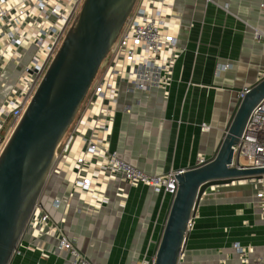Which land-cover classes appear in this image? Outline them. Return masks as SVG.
<instances>
[{"label":"crops","instance_id":"1","mask_svg":"<svg viewBox=\"0 0 264 264\" xmlns=\"http://www.w3.org/2000/svg\"><path fill=\"white\" fill-rule=\"evenodd\" d=\"M168 12L178 24L175 34L181 49L171 84L148 91L122 87L110 136V146L120 157L152 174L211 157L238 99L236 90L264 75V0H173ZM16 76L14 65L1 73L0 87L6 88V94ZM66 185L62 170L50 176L43 189L45 208L55 219L65 212L66 233L93 264H135L138 225L157 228L170 199L163 191L113 180L101 187L107 199L98 209L84 211L88 197L77 194L65 211L63 206L53 208L50 202L62 197ZM258 191L253 182L208 190L199 202L178 264H240L235 242L252 246V256L264 264L260 216L264 198L256 197ZM33 237L34 233L21 237V254L12 257L10 264H72L65 250L28 247ZM45 243L56 242L46 236Z\"/></svg>","mask_w":264,"mask_h":264},{"label":"built area","instance_id":"2","mask_svg":"<svg viewBox=\"0 0 264 264\" xmlns=\"http://www.w3.org/2000/svg\"><path fill=\"white\" fill-rule=\"evenodd\" d=\"M83 1L0 0V76L8 65H14L17 71L16 81L0 105V154ZM172 2L135 0L73 122L57 146L48 178L62 170L67 185L62 197L50 202L53 208L63 206L65 211L77 194L88 197L84 211L90 207L98 209L107 199L101 187L113 180L132 187L145 185L155 193L163 191L171 195L175 192L178 170L148 173L120 157L110 146L120 89L148 91L166 89L171 84L181 51L175 34L178 24L168 12ZM255 33L259 36V32ZM246 90L247 87H243L237 97L241 98ZM203 128L208 130L209 126L203 124ZM233 152L240 165L264 167V98L252 109ZM237 182L258 184L256 197L264 198V174ZM44 203L42 191L23 232V235L34 233L28 247L43 252L65 250L72 264H93L78 249L75 238L66 233L65 212L60 219H55ZM260 206V216L264 219L263 200ZM46 236H52L56 243L46 246ZM20 242L21 239L13 257L21 254ZM233 248L240 264H261L260 257L252 256V246L235 242ZM148 260L140 264H147Z\"/></svg>","mask_w":264,"mask_h":264},{"label":"water","instance_id":"3","mask_svg":"<svg viewBox=\"0 0 264 264\" xmlns=\"http://www.w3.org/2000/svg\"><path fill=\"white\" fill-rule=\"evenodd\" d=\"M135 0H84L0 154V264H10L28 218L73 122ZM237 89L236 91H240ZM264 76L238 98L214 154L179 169L147 264H178L188 230L210 187L259 178L264 167L240 165L239 143Z\"/></svg>","mask_w":264,"mask_h":264},{"label":"rangeland","instance_id":"4","mask_svg":"<svg viewBox=\"0 0 264 264\" xmlns=\"http://www.w3.org/2000/svg\"><path fill=\"white\" fill-rule=\"evenodd\" d=\"M19 83L21 84V81H19ZM5 89L6 88L0 87V99H2L5 96V94H6ZM48 179L46 180V183H47ZM222 188H224V185L213 187L210 190H215V189L221 190ZM43 189H45V186ZM160 224H161V222H160ZM160 224H159V226H157V228L151 227V225H148L146 223L138 225L137 236H136V239L134 240V246H136V248H137L135 250L136 252H135V256H134L135 261H136L135 264H140L144 260H148L150 258V256L152 257L151 253H152V250L154 248L155 241L157 238L156 237L157 236L156 230H158L160 228ZM143 234H144V236H143ZM142 236L145 238L143 241H142ZM141 243H143V247L140 250L139 245Z\"/></svg>","mask_w":264,"mask_h":264},{"label":"bare ground","instance_id":"5","mask_svg":"<svg viewBox=\"0 0 264 264\" xmlns=\"http://www.w3.org/2000/svg\"><path fill=\"white\" fill-rule=\"evenodd\" d=\"M211 188V187H210Z\"/></svg>","mask_w":264,"mask_h":264}]
</instances>
